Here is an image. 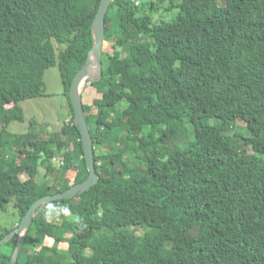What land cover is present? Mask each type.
Masks as SVG:
<instances>
[{
  "label": "trees",
  "instance_id": "16d2710c",
  "mask_svg": "<svg viewBox=\"0 0 264 264\" xmlns=\"http://www.w3.org/2000/svg\"><path fill=\"white\" fill-rule=\"evenodd\" d=\"M99 4L0 0V207L14 201L19 223L89 175L69 90ZM161 9L174 13L156 20ZM56 64L69 121L4 136ZM81 104L98 181L40 208L17 264H264V0H111ZM16 242L0 245V264Z\"/></svg>",
  "mask_w": 264,
  "mask_h": 264
},
{
  "label": "rangeland",
  "instance_id": "374dc122",
  "mask_svg": "<svg viewBox=\"0 0 264 264\" xmlns=\"http://www.w3.org/2000/svg\"><path fill=\"white\" fill-rule=\"evenodd\" d=\"M135 3L137 4L138 2L136 1ZM173 13L174 11L171 13H167L161 9L157 14L154 15V18L156 20H169L172 17ZM107 52H109V49L106 45H104L103 53L106 54ZM90 68L93 73L95 70L94 67L90 66ZM98 76L99 72H97L96 76L94 77H86L83 81V88L85 89L89 84L87 80L96 79ZM44 82L47 95L38 99H30L21 102L20 104L24 111V121H12L8 125L7 130L4 132V136L12 133L22 134L33 131L36 138H41L44 134L59 131L60 128L67 121H69V119L71 118L70 109L67 103L66 96L64 95V88L57 64L45 71ZM7 109L8 111H10L11 105H9ZM89 118L90 120H93L94 115ZM239 126H241V123H236L235 126L231 128L232 130L230 131V134H236L238 137L244 136V130ZM136 132L137 134H139L138 129L136 130ZM107 147L111 152L117 151V146L115 144H110ZM98 153L100 152L98 151ZM125 167L128 168L126 165ZM41 173H43V170H41ZM22 178L26 179L25 176H22ZM18 224L19 215L17 209L14 207V201H10L8 204L4 205L3 208L0 207V232L5 229L14 230ZM145 231V228H140L135 231V233L139 234L144 233ZM22 237L23 233L20 235L21 243ZM61 248V253L64 254L67 246L62 245ZM3 249L4 251H6L8 247L5 246Z\"/></svg>",
  "mask_w": 264,
  "mask_h": 264
},
{
  "label": "water",
  "instance_id": "95a60500",
  "mask_svg": "<svg viewBox=\"0 0 264 264\" xmlns=\"http://www.w3.org/2000/svg\"><path fill=\"white\" fill-rule=\"evenodd\" d=\"M110 4L111 0H100L98 10L92 22V34L94 40L93 46L88 52V58L85 64L75 74L69 90V98L74 112V122L81 136L84 157L89 175L84 181L72 185L67 190L53 195H46L36 200L27 210L25 216L22 218L16 228L12 230L8 235L4 236V238L0 239V245L11 238H15L17 240L10 264H17V254L21 245L20 235L24 233V231L29 227L33 216L39 212L40 208L43 205L51 201L75 197L89 190L98 181V175L96 173L94 164V147L92 145L90 131L81 104V93L84 88L79 91V86L86 78V74L90 67L91 61L96 63L99 75L101 74V49L104 40V21L106 12ZM90 80L92 79H89V82Z\"/></svg>",
  "mask_w": 264,
  "mask_h": 264
},
{
  "label": "bare ground",
  "instance_id": "6f19581e",
  "mask_svg": "<svg viewBox=\"0 0 264 264\" xmlns=\"http://www.w3.org/2000/svg\"><path fill=\"white\" fill-rule=\"evenodd\" d=\"M90 66H93L95 70H94V72L92 73V70H91V68L89 67V69H88V71H87V74H86V77H94V76H96V74H97V72H98V67H97L96 63H94L93 61H91ZM83 83H84V82H82V83L80 84V86H79V91L83 88V86H84Z\"/></svg>",
  "mask_w": 264,
  "mask_h": 264
},
{
  "label": "built area",
  "instance_id": "2783aa9c",
  "mask_svg": "<svg viewBox=\"0 0 264 264\" xmlns=\"http://www.w3.org/2000/svg\"><path fill=\"white\" fill-rule=\"evenodd\" d=\"M52 161L57 165L60 166L63 164V158L62 157H54L52 158Z\"/></svg>",
  "mask_w": 264,
  "mask_h": 264
}]
</instances>
